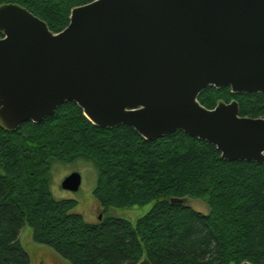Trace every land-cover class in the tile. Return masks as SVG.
<instances>
[{"label":"trees","instance_id":"16d2710c","mask_svg":"<svg viewBox=\"0 0 264 264\" xmlns=\"http://www.w3.org/2000/svg\"><path fill=\"white\" fill-rule=\"evenodd\" d=\"M93 0H0L26 8L53 33L71 10ZM0 36L2 33L0 32ZM239 104L240 116L264 118L263 93H234L208 86L198 96L207 109ZM91 161L98 171L93 195L104 208L154 202L132 222L105 217L91 224L72 210L73 198H55L51 163ZM171 198L200 199L202 214ZM28 225L33 240L71 264H264V163L229 161L216 146L181 130L146 140L128 125H94L74 102L41 122L16 130L0 124V264H31L19 234Z\"/></svg>","mask_w":264,"mask_h":264},{"label":"water","instance_id":"95a60500","mask_svg":"<svg viewBox=\"0 0 264 264\" xmlns=\"http://www.w3.org/2000/svg\"><path fill=\"white\" fill-rule=\"evenodd\" d=\"M0 32L8 130L71 101L99 127L128 125L146 140L181 130L224 160L264 163V118L240 116L235 100L213 109L198 101L208 86L264 94V0H93L73 8L58 33L8 3ZM80 185L78 172L61 182L72 192Z\"/></svg>","mask_w":264,"mask_h":264},{"label":"rangeland","instance_id":"374dc122","mask_svg":"<svg viewBox=\"0 0 264 264\" xmlns=\"http://www.w3.org/2000/svg\"><path fill=\"white\" fill-rule=\"evenodd\" d=\"M50 171V190L54 197L58 199H75L77 205L72 211L80 214L86 222L91 224H96L105 217L123 218L134 224L138 218L148 213L154 205V202H151L142 206L134 205L127 208L102 207L93 195L98 171L93 163L84 157H78L67 163L53 161ZM72 172H78L81 175V185L76 192L61 187L62 180ZM184 203L202 214L209 213L208 206L200 199H188ZM19 239L30 257L31 264H71L69 260L62 257L53 248L35 242L33 240V229L28 225H25L20 231Z\"/></svg>","mask_w":264,"mask_h":264},{"label":"bare ground","instance_id":"6f19581e","mask_svg":"<svg viewBox=\"0 0 264 264\" xmlns=\"http://www.w3.org/2000/svg\"><path fill=\"white\" fill-rule=\"evenodd\" d=\"M206 89V88H205Z\"/></svg>","mask_w":264,"mask_h":264}]
</instances>
